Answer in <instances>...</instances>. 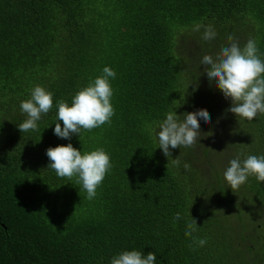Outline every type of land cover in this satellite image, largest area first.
<instances>
[{"label": "trees", "instance_id": "16d2710c", "mask_svg": "<svg viewBox=\"0 0 264 264\" xmlns=\"http://www.w3.org/2000/svg\"><path fill=\"white\" fill-rule=\"evenodd\" d=\"M209 25L217 35L205 41ZM229 35L241 48L255 40L264 59V0H0V264H111L126 250L152 251L155 264H264V182L250 176L234 193L225 159L208 173L192 148L166 157L158 143L168 112L205 109L226 120L229 162L264 155V115L215 111L221 91L207 74L197 89L198 55L183 54L191 41L215 58ZM105 66L116 72L111 123L57 137L58 102L70 104ZM37 85L54 106L38 131L21 132L20 104ZM68 143L111 157L92 200L48 168L46 150ZM193 218L204 246L185 236Z\"/></svg>", "mask_w": 264, "mask_h": 264}, {"label": "clouds", "instance_id": "9594fccd", "mask_svg": "<svg viewBox=\"0 0 264 264\" xmlns=\"http://www.w3.org/2000/svg\"><path fill=\"white\" fill-rule=\"evenodd\" d=\"M200 26H196L199 31ZM217 33L209 25L205 28L203 39L210 41ZM229 46L222 47L215 58L204 55L201 64L209 81L215 82L216 87L226 99H231L228 111L241 119L254 120L258 114L264 115V59L261 58L256 41L249 39L243 48L229 35ZM116 72L108 66L103 68V75L97 76L93 82L78 90L69 104L60 100L56 105L57 120L54 134L63 139H71L73 134L81 131H92L105 124H110L115 115L111 103L113 88L110 78L115 79ZM54 106L53 94L42 86H35L29 99L20 104V109L27 118L18 125L21 132L38 131V121ZM199 119L207 124L211 122L210 114L205 109L187 112L180 118L175 111L166 114L160 123L157 133L159 148L166 157L172 155L170 149L194 148L200 140L201 131ZM63 126H61V122ZM46 155L50 161L48 168L55 171L59 178L75 182L82 186L86 198L92 200L97 195V189L103 184L107 174L113 167L111 157L103 148L81 152L71 143L49 147ZM179 166V159L173 161ZM185 169L190 167L185 163ZM226 182L234 193L241 185L254 176L258 182H264V155H247L243 160L238 155L230 160L229 166L223 173ZM181 219L177 212L174 222ZM175 226V223L174 225ZM198 231L197 221L193 218L187 223L185 236L193 237ZM199 246L206 244V239L193 237ZM191 247V245H190ZM156 254L149 251L146 255L139 250H126L111 259V264H155Z\"/></svg>", "mask_w": 264, "mask_h": 264}, {"label": "rangeland", "instance_id": "374dc122", "mask_svg": "<svg viewBox=\"0 0 264 264\" xmlns=\"http://www.w3.org/2000/svg\"><path fill=\"white\" fill-rule=\"evenodd\" d=\"M192 33V29H186L181 32V35H190ZM228 46L230 45V42L227 43ZM222 47H225L223 44L217 49H221ZM203 52H209L205 46L202 48L198 49V46L191 42L188 41L186 46H183V54L185 57L192 59L195 54L197 53L198 55V62L196 64L198 65L197 68V74L199 75V81L200 83L197 84V89L202 88L204 86V78L206 76V71H205V66L201 64L202 57L206 54L210 55L211 53H203ZM213 52V50L211 51ZM214 53V52H213ZM200 93V97H203V93ZM226 99L223 95L222 92H219L216 94L215 99H214V109L215 111H219L221 109H227L231 106V103L226 102ZM225 103L228 105L226 106ZM223 104V105H222ZM185 114L180 115V118L183 119V116ZM226 120L222 118L221 115H215L212 118V121L210 123H205L203 119H199V124H200V131H201V137L200 140L197 142V145L192 148L193 152L197 153L198 156L201 157V165L203 170H205L208 173H212L210 171L211 167L213 165H219V164H229V157L233 154L230 146L228 145V138L229 136L224 134V125H225ZM182 148V147H181ZM181 148H176L175 154H178ZM208 149L209 154H203V150ZM213 149V150H212ZM212 150V153H211ZM224 150H226V154H213L218 151H222L224 153ZM195 154V155H197ZM183 155V154H181ZM226 160L225 162L222 160ZM199 161V160H198ZM202 170V171H203ZM259 220H255V222H258ZM258 225V224H257ZM256 225V226H257ZM256 234H258V237H264V228L262 230H259L258 232L256 231Z\"/></svg>", "mask_w": 264, "mask_h": 264}]
</instances>
